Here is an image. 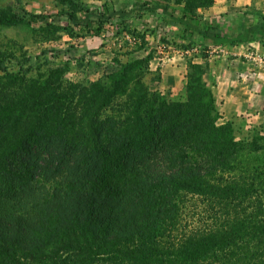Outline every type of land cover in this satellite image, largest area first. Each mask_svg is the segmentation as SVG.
<instances>
[{
    "label": "trees",
    "instance_id": "obj_1",
    "mask_svg": "<svg viewBox=\"0 0 264 264\" xmlns=\"http://www.w3.org/2000/svg\"><path fill=\"white\" fill-rule=\"evenodd\" d=\"M54 1L62 26L0 7V27L101 35L115 15L140 41L93 82L66 80L69 62L21 59L9 70L0 57V264H264V137L236 140L231 122L217 123L206 64L187 60L184 93L168 100L144 81L153 52L131 57L152 33L127 29L132 10ZM160 1L138 5L162 12L181 49L192 38L203 52L264 49L259 10L210 23L198 12L214 0Z\"/></svg>",
    "mask_w": 264,
    "mask_h": 264
},
{
    "label": "rangeland",
    "instance_id": "obj_2",
    "mask_svg": "<svg viewBox=\"0 0 264 264\" xmlns=\"http://www.w3.org/2000/svg\"><path fill=\"white\" fill-rule=\"evenodd\" d=\"M83 1L90 7L92 6V11H95L94 8L102 10L103 1L105 0ZM142 1L143 0H139L138 2L140 3ZM244 1L248 2L245 6L243 5ZM111 2V4L115 2L113 4L114 11L118 10V4H123V7L125 6L133 11L132 15L126 19L127 29L131 31L134 29V31L137 32L145 30L152 32L146 35V50L136 52L131 57H134V59L140 58L144 57L147 52H153V58L149 62L150 75H146L144 81L148 90L151 92H160L162 95L166 96L168 100H175L181 96L180 92L177 91V88H180V83L167 88L165 85H161V72H165L167 70L165 68L176 67L174 71L180 76L183 73L182 66L186 65L187 60L192 59L194 62V59H199L202 55H206V58H208L223 54V52H220L219 47L214 48L211 46H207L208 52H203L204 47L201 46L195 38L190 40L188 49H181L179 44H177L179 41H172L171 37L174 29L165 24L164 15L161 11L148 14L139 8L136 0H112ZM160 3L162 4L164 2L161 0ZM60 6L61 5L56 4L54 0H0V7H9L13 14L19 16H23L24 12L43 14L49 18L48 21L53 22L55 25L62 26L66 24V18L64 15L59 16L60 8H63ZM211 8L217 12L214 16L207 13ZM247 8L259 10L264 13V0H214L212 7L201 9L198 13L203 20L210 23L213 21L220 22L221 20L223 22L224 20L228 22L235 14L244 12ZM205 11L207 14L204 13ZM104 12L105 9L103 8V13ZM215 16H217V18H212ZM89 22V28L95 29L90 26H95L96 17L92 16ZM120 22V19L115 17V15L112 18L111 15H109L105 26H103L101 35H95L93 33L94 31L89 33L91 31L89 30L88 34L82 32L83 34L80 35L79 33L77 37H69L67 34L63 33H61L60 36H45L25 25L0 27V57H2L3 62L7 65L9 70H16L18 68L17 60L21 59H28V65L33 67L38 63L37 58H41V60L47 58L51 66L69 62L72 68L64 74L66 80L71 82H93L98 80L105 72L113 71L118 68V65L115 63L116 58L121 61L127 60L124 54L138 47L140 40L137 37L134 38L129 35L126 31L121 32V27H119ZM38 26L39 24H33V28H37ZM75 32L78 33L80 31ZM161 38L165 39L167 43H165V41H160ZM258 44L259 43L254 42L252 46L245 45L235 52L232 51L230 47L229 49H225L227 52L223 50L226 52V55L233 52L235 54L233 57L251 65L253 70L243 74L245 79H250L249 73H256L255 76H252L254 80H259L260 77L264 78V49ZM252 53L253 55L255 54L253 56L255 61L252 59ZM181 57L184 59L185 64L183 61H180L179 58ZM80 61L82 62V66L78 67ZM178 68L179 70L177 72ZM166 72H170V70L168 69ZM29 74L30 76H34L36 73L33 71ZM184 84H182L181 93L182 91L184 93ZM217 123L224 124L222 121L220 122V120H218ZM246 124H248V126L252 125L251 123ZM233 127L236 126L233 125ZM242 129H244V131H242ZM242 129L238 130L236 128L235 130L234 128V131H236V140L251 139L257 135L264 137V127H259V129L252 127V130L246 129L243 126ZM252 131L254 132L252 133ZM190 223L191 227L198 226L195 219L190 220Z\"/></svg>",
    "mask_w": 264,
    "mask_h": 264
},
{
    "label": "crops",
    "instance_id": "obj_3",
    "mask_svg": "<svg viewBox=\"0 0 264 264\" xmlns=\"http://www.w3.org/2000/svg\"><path fill=\"white\" fill-rule=\"evenodd\" d=\"M247 4L248 2H243L244 6ZM204 13H206V11ZM207 13L214 16L217 12L211 8ZM212 18H217V16ZM253 43L254 42L241 44L234 47H219L220 52H223L220 56H211L206 59H194V63L206 64L207 66L204 81L213 92L215 104L220 115V122L222 121V123H224L226 121H231L232 124L236 126L234 127L235 130L236 128L241 130L243 126L246 129H252V127L259 129V127H264V78L260 77L259 80H254L252 76H255L256 73H249L250 79H245L243 74L253 70L251 65L233 57L235 55L233 52L226 55L227 51L225 50L230 47V49L235 52L245 45L252 46ZM254 55L252 53L253 60ZM179 59L185 64L182 57ZM182 67L183 73L180 76L174 71L176 67L165 68L167 69L166 71L169 69L170 72H161V85H165L167 88L180 83V88H177V91L181 94L182 84L185 83L186 65ZM178 70L179 68L177 72ZM246 123H251L252 125L248 126ZM242 131H244V129H242Z\"/></svg>",
    "mask_w": 264,
    "mask_h": 264
}]
</instances>
